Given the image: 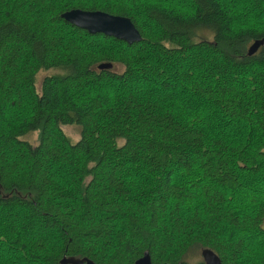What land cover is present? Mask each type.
Returning a JSON list of instances; mask_svg holds the SVG:
<instances>
[{"label":"trees","instance_id":"obj_1","mask_svg":"<svg viewBox=\"0 0 264 264\" xmlns=\"http://www.w3.org/2000/svg\"><path fill=\"white\" fill-rule=\"evenodd\" d=\"M263 39L264 0H0V264H264Z\"/></svg>","mask_w":264,"mask_h":264},{"label":"water","instance_id":"obj_2","mask_svg":"<svg viewBox=\"0 0 264 264\" xmlns=\"http://www.w3.org/2000/svg\"><path fill=\"white\" fill-rule=\"evenodd\" d=\"M65 22L86 31L89 34H103L107 37H112L123 41L129 45L141 41V35L135 28L130 19L121 16H114L101 11H85L80 9H71L64 12L60 16ZM264 44L263 40L253 42L248 50V56L254 54L260 46ZM111 64H100L99 70H109ZM201 255L205 264H222L219 256L210 249H203ZM62 264H95L88 258H77L73 256L63 257ZM133 264H154L151 261L150 254L145 251L143 255L137 258ZM170 264V263H160ZM180 264V263H177Z\"/></svg>","mask_w":264,"mask_h":264},{"label":"rangeland","instance_id":"obj_3","mask_svg":"<svg viewBox=\"0 0 264 264\" xmlns=\"http://www.w3.org/2000/svg\"><path fill=\"white\" fill-rule=\"evenodd\" d=\"M232 14H233L234 18L238 19L239 14H240V10L233 8ZM251 24H252V21H249L248 25H251ZM197 39H204L207 41H212V33H210L209 31H205V30L200 31L197 34ZM116 69L120 72L122 71L121 67H116ZM56 73H59V72L57 70L40 71L36 77L37 87H39V85H40L39 83L42 81V79L45 76L54 75ZM62 130L64 131V133L68 136V138L72 142H75L79 139V128L78 127H76V126H62ZM23 140H26L33 145H36L38 143V134L37 133H30L27 136H25L23 138Z\"/></svg>","mask_w":264,"mask_h":264}]
</instances>
